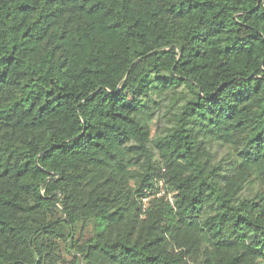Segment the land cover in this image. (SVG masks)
Listing matches in <instances>:
<instances>
[{"label": "trees", "instance_id": "obj_1", "mask_svg": "<svg viewBox=\"0 0 264 264\" xmlns=\"http://www.w3.org/2000/svg\"><path fill=\"white\" fill-rule=\"evenodd\" d=\"M0 264H264V0H0Z\"/></svg>", "mask_w": 264, "mask_h": 264}, {"label": "built area", "instance_id": "obj_2", "mask_svg": "<svg viewBox=\"0 0 264 264\" xmlns=\"http://www.w3.org/2000/svg\"><path fill=\"white\" fill-rule=\"evenodd\" d=\"M157 185L159 186V190L157 192V194L159 195L162 192V181L158 180L157 181ZM168 199H169L170 202L172 201L170 196H168ZM140 200H141V204H142V210H144L146 208V205H147L148 201H149V196L148 195H144V196L141 197Z\"/></svg>", "mask_w": 264, "mask_h": 264}, {"label": "rangeland", "instance_id": "obj_3", "mask_svg": "<svg viewBox=\"0 0 264 264\" xmlns=\"http://www.w3.org/2000/svg\"><path fill=\"white\" fill-rule=\"evenodd\" d=\"M159 187V186H158Z\"/></svg>", "mask_w": 264, "mask_h": 264}]
</instances>
